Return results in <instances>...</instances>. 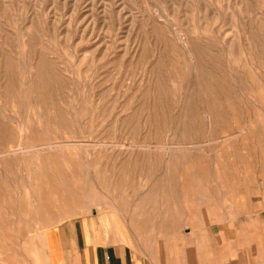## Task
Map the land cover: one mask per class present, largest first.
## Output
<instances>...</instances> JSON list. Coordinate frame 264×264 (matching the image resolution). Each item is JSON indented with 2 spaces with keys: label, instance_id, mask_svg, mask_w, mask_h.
Segmentation results:
<instances>
[{
  "label": "rangeland",
  "instance_id": "rangeland-1",
  "mask_svg": "<svg viewBox=\"0 0 264 264\" xmlns=\"http://www.w3.org/2000/svg\"><path fill=\"white\" fill-rule=\"evenodd\" d=\"M2 124L6 146H43L0 159V264H49L46 228L96 211L139 218L157 251L171 218L177 258L196 221L208 238L264 195V0H0ZM46 173L60 194L43 220Z\"/></svg>",
  "mask_w": 264,
  "mask_h": 264
},
{
  "label": "crops",
  "instance_id": "crops-1",
  "mask_svg": "<svg viewBox=\"0 0 264 264\" xmlns=\"http://www.w3.org/2000/svg\"><path fill=\"white\" fill-rule=\"evenodd\" d=\"M198 224L181 234L177 258L172 255L171 218L164 224L163 248L157 251L145 222L122 211L60 220L46 228L44 249L49 264H264L263 194L254 209L213 222L206 229L208 238Z\"/></svg>",
  "mask_w": 264,
  "mask_h": 264
},
{
  "label": "bare ground",
  "instance_id": "bare-ground-1",
  "mask_svg": "<svg viewBox=\"0 0 264 264\" xmlns=\"http://www.w3.org/2000/svg\"><path fill=\"white\" fill-rule=\"evenodd\" d=\"M192 39V38H191ZM181 40V42H182V46H184V49H185V51H186V53L188 54L187 56H190L191 57V59L192 58H194L195 56H194V49H195V46H197L198 47V45H196V43L195 42H192L191 40H190V38H187L185 41H183L182 39H180ZM195 41V40H194ZM146 45H148V44H146ZM145 45V46H146ZM177 45V44H176ZM181 45V44H180ZM147 48V47H146ZM148 49H149V47H148ZM174 49V48H173ZM182 49V48H181ZM207 50V49H206ZM144 51H147V50H144ZM201 51V50H200ZM205 53V52H204ZM40 55V54H39ZM197 55V54H196ZM41 56V55H40ZM49 56V55H48ZM202 56V55H201ZM202 58V57H201ZM12 59V58H11ZM161 59H162V57H161ZM195 59V58H194ZM197 60V59H196ZM9 61V60H8ZM48 61V60H47ZM42 62V61H41ZM41 62H39V64L41 63ZM44 62H45V60H44ZM155 63V62H154ZM158 63H159V60H158ZM10 64H11V61H10ZM160 65H161V63H159ZM36 65V64H35ZM152 65V64H151ZM49 66V65H48ZM155 66H157L156 64H154V67ZM208 66V65H207ZM206 66V67H207ZM9 67V66H8ZM59 67V66H58ZM160 67V66H159ZM61 68V67H60ZM201 68H202V66H201ZM204 68V67H203ZM12 69V68H11ZM153 69H155L156 70V68H153ZM8 70V69H7ZM203 70V69H202ZM154 72V71H153ZM156 72V71H155ZM199 71H197V73H198ZM41 74V73H40ZM202 74V73H201ZM204 75H206V74H204ZM39 76V75H38ZM40 76H42V75H40ZM198 76V75H197ZM200 77V76H199ZM198 77V78H199ZM44 78V77H43ZM42 78V79H43ZM205 78V77H204ZM223 78V77H222ZM204 80V79H203ZM211 80H213V79H211ZM217 80V79H216ZM219 80V79H218ZM223 80V79H222ZM43 81V80H42ZM41 81V82H42ZM210 81V80H209ZM214 81H215V79H214ZM202 82V81H201ZM204 82V81H203ZM216 82V81H215ZM218 82V81H217ZM205 83V82H204ZM208 84H209V82H207ZM226 83V82H225ZM228 84V83H227ZM229 84H231V83H229ZM8 85V84H7ZM199 85H203V84H199ZM210 85V84H209ZM218 85V84H217ZM220 85V84H219ZM223 85V84H222ZM160 86V85H159ZM206 86V85H205ZM229 86V85H228ZM233 86V85H232ZM208 87V86H207ZM215 87V86H214ZM213 87V88H214ZM218 87V86H217ZM227 87V86H226ZM230 87H231V85H230ZM229 87V88H230ZM234 87V86H233ZM232 87V88H233ZM202 88V87H201ZM209 88V87H208ZM219 89V88H218ZM217 89V90H218ZM224 89H226V88H224ZM201 90V89H200ZM208 90H210V89H208ZM212 90V89H211ZM214 90V89H213ZM235 90V89H234ZM220 91V90H219ZM150 92V91H149ZM148 92V93H149ZM160 92V91H159ZM158 92V93H159ZM205 92V91H204ZM209 92V91H208ZM207 92V93H208ZM214 92V91H213ZM217 92V91H216ZM215 92V93H216ZM222 92V91H221ZM224 92V91H223ZM203 93V92H202ZM211 93V92H210ZM210 93H209V96H210ZM235 93V92H234ZM205 94V93H204ZM233 94V93H232ZM159 95H161V94H159ZM159 95H157V96H159ZM163 95V94H162ZM206 95V94H205ZM211 95H212V93H211ZM219 95V94H218ZM208 96V95H207ZM206 96V97H207ZM226 96V95H225ZM216 97V96H215ZM222 97V96H221ZM202 98H203V96H202ZM213 98V97H212ZM228 98V97H227ZM233 99V98H232ZM234 100H235V98H234ZM157 101V103H158V100H156ZM217 101V100H216ZM162 103V102H161ZM193 103V102H192ZM208 104H210V102H208ZM213 104V103H212ZM216 103H214V105H215ZM218 104V103H217ZM157 105V104H156ZM159 105V107H161L160 106V104H158ZM220 105V104H219ZM186 106V105H185ZM185 106H184V108H185ZM194 106L196 107V104H194ZM194 106H191L190 107V109L191 110H194ZM128 107V106H127ZM214 107V106H213ZM211 108V107H210ZM220 108V107H219ZM199 109V108H198ZM153 110V109H152ZM165 110V109H164ZM197 109H195L194 111H196ZM216 110L218 111V109L216 108ZM215 110V111H216ZM141 111V110H140ZM154 112V111H153ZM192 113H193V111H192ZM196 113H197V111H196ZM139 114H140V112H139ZM131 115V114H130ZM136 115V114H135ZM134 115V116H135ZM183 115H184V113H183ZM197 115H199V113L197 114ZM132 117V116H131ZM177 117V116H176ZM193 117V116H192ZM217 117H218V115H217ZM137 118V117H136ZM160 118V117H159ZM198 119H199V117H197ZM129 119V118H128ZM195 118H193V120H194ZM154 120V119H153ZM191 120V119H190ZM195 122V121H194ZM198 122V121H197ZM192 124H193V121H192ZM195 124H196V122H195ZM65 125V124H64ZM197 125V124H196ZM200 125V124H199ZM35 127V126H34ZM197 127V126H196ZM199 127V126H198ZM197 127V128H198ZM36 128V127H35ZM164 131V130H163ZM201 131H203L202 130V127L200 126V128H199V130H196V132H201ZM189 132H191V130L189 131ZM14 136V134H13V132H9V127L7 126V125H5V124H2V125H0V159L1 160H4L6 157H9V156H13L14 155V157L15 156H23L24 154H26V153H28L31 149H41V147L43 146V145H37V144H34V145H26V144H24L22 141H20V142H18L17 144H13V143H11V145H8V146H6V144H4L5 142H6V140H7V138H8V142H13V139H12V137ZM41 136V135H40ZM150 138V137H149ZM22 139V138H21ZM164 140V139H163ZM24 141V140H23ZM93 141V140H92ZM95 141V140H94ZM51 142V141H50ZM98 142V141H97ZM101 142V141H100ZM155 142V141H154ZM46 143V142H45ZM44 143V145H46ZM66 143H68V144H73V143H71V142H67L66 141ZM81 143V142H80ZM47 144H50V146L51 147H55L57 144H59V143H57V144H55L54 142H51V143H47ZM61 144V143H60ZM82 144V143H81ZM173 144H176V146L177 147H185L186 145H188V144H186L185 146H182V144H179V143H173ZM164 145H166L164 142H161V143H148V141L147 142H140L139 143V146H138V149H144V150H147V151H150V149H155V148H159V150L160 149H163V150H165L164 151V154H167L169 157H171L170 155H172V154H170L173 150H175L176 149V146H171V145H169L170 146V148L171 149H169V148H166V147H164ZM195 145H197V144H195ZM194 145V146H195ZM50 146H49V148H50ZM46 147H47V145H46ZM92 147V146H91ZM99 147H101V146H99ZM189 147V146H188ZM56 148H57V146H56ZM52 149V148H51ZM94 149V148H93ZM99 149V148H98ZM19 150V151H18ZM44 151V150H43ZM57 151V150H56ZM57 153V152H56ZM100 153V152H99ZM150 153V152H149ZM148 153V154H149ZM52 154V153H51ZM133 154V153H132ZM33 155V154H32ZM46 155V154H45ZM56 155V154H55ZM115 155V154H114ZM117 155V154H116ZM57 156V155H56ZM52 157H53V154H52ZM58 157V156H57ZM60 157V156H59ZM58 157V158H59ZM67 157V156H66ZM141 157H142V154H141ZM150 157V156H149ZM63 158H64V156H63ZM158 158H159V156H158ZM95 159V158H94ZM126 159V158H125ZM134 159V158H133ZM122 160V159H121ZM131 160V159H130ZM54 161V160H53ZM82 161V160H81ZM128 161V160H127ZM6 162H8V161H6ZM123 162V161H122ZM31 163V162H30ZM52 163V162H51ZM69 163V162H68ZM124 163V162H123ZM56 164V163H55ZM63 164V163H62ZM116 164V163H115ZM120 164V163H119ZM126 164V163H125ZM110 167V166H109ZM64 168V167H63ZM66 169V168H65ZM128 169V168H127ZM127 169H126V171H127ZM69 170V169H68ZM73 170V169H72ZM77 170V169H76ZM58 171H60V169H58ZM37 172V171H36ZM29 173H27V175H28ZM51 174V173H50ZM49 173H46L45 174V176H44V178H45V180H46V182L48 183L46 186L45 185H42V184H39L38 183V187H37V190H38V195H40L41 196V198H42V200H44L43 201V203H42V208L44 209V210H42L41 211V218L43 219V220H47V219H52L54 216H55V214H56V209H55V196H58L59 194H60V192H58V184H57V182H56V179L52 176V175H50ZM60 174H61V179L62 180H64V184L66 185V186H70V181L68 180V176H66V173L65 174H62V172L60 171ZM70 174V173H69ZM72 174V173H71ZM70 174V175H71ZM37 176V175H36ZM72 176H73V174H72ZM71 176V177H72ZM38 177V176H37ZM74 177V176H73ZM72 177V178H73ZM38 179V178H37ZM41 180V179H40ZM74 180V179H73ZM120 182H121V180H119ZM119 182V183H120ZM19 187V186H18ZM64 189V188H63ZM2 192V191H1ZM59 193V194H58ZM2 194H3V192H2ZM28 195V194H27ZM62 196V195H61ZM60 196V197H61ZM29 197V196H28ZM27 197V198H28ZM71 197V196H70ZM25 198V197H24ZM26 198V199H27ZM40 198V199H41ZM59 198V197H58ZM72 198V197H71ZM75 198V197H74ZM77 198V197H76ZM64 199V198H63ZM16 201V200H15ZM29 201V200H28ZM32 202V201H31ZM12 205V204H11ZM19 205V204H18ZM72 203H67L66 205H64V210H66V211H71V209H72ZM63 207V206H62ZM17 210V209H16ZM15 210V211H16ZM17 212V211H16ZM19 214V213H18ZM7 219H8V217H7ZM27 224V223H26ZM171 225H172V221H171ZM0 236H1V241H3V243L5 242V240L7 239V238H10L11 237V235L9 234V232L7 231V229H6V225H5V218L2 216V214L0 213ZM0 246H1V242H0ZM16 249V248H15ZM33 250H35V249H33ZM15 253V252H14ZM38 255V254H37ZM37 257V256H36ZM38 258V257H37Z\"/></svg>",
  "mask_w": 264,
  "mask_h": 264
}]
</instances>
